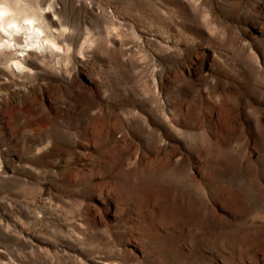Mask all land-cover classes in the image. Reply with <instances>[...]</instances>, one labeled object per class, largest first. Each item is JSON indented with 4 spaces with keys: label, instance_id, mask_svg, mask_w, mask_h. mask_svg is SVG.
Wrapping results in <instances>:
<instances>
[{
    "label": "rangeland",
    "instance_id": "obj_1",
    "mask_svg": "<svg viewBox=\"0 0 264 264\" xmlns=\"http://www.w3.org/2000/svg\"><path fill=\"white\" fill-rule=\"evenodd\" d=\"M40 1L76 51L0 48V264H264V0Z\"/></svg>",
    "mask_w": 264,
    "mask_h": 264
},
{
    "label": "bare ground",
    "instance_id": "obj_2",
    "mask_svg": "<svg viewBox=\"0 0 264 264\" xmlns=\"http://www.w3.org/2000/svg\"><path fill=\"white\" fill-rule=\"evenodd\" d=\"M52 4L38 0L37 6L33 7L27 0H0V48L9 51L11 48L21 47L23 43L20 36H25L24 38L28 40L26 50H17L28 51L26 57L12 51L10 53V61L17 69H32L40 66L38 51L49 52L50 55L61 58L72 57V50L76 51L73 41L67 35V30H64L61 11ZM46 9L51 12V17L44 14ZM87 43L88 40L83 44L80 52ZM89 46L92 47L93 44ZM43 63L47 65V62ZM57 69L63 71L66 67Z\"/></svg>",
    "mask_w": 264,
    "mask_h": 264
}]
</instances>
